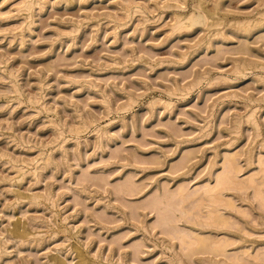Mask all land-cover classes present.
I'll list each match as a JSON object with an SVG mask.
<instances>
[{"label":"rangeland","instance_id":"374dc122","mask_svg":"<svg viewBox=\"0 0 264 264\" xmlns=\"http://www.w3.org/2000/svg\"><path fill=\"white\" fill-rule=\"evenodd\" d=\"M259 191L264 0H0V264H264Z\"/></svg>","mask_w":264,"mask_h":264},{"label":"bare ground","instance_id":"6f19581e","mask_svg":"<svg viewBox=\"0 0 264 264\" xmlns=\"http://www.w3.org/2000/svg\"><path fill=\"white\" fill-rule=\"evenodd\" d=\"M202 12V11H201ZM195 14V13H194ZM192 15V14H191ZM189 16L188 17V22H195V21H199V22H201V19H202V17L201 16H199V17H197V15L195 16V15H192V16ZM201 15V14H200ZM196 17V18H195ZM205 18V17H204ZM183 20V19H182ZM190 20V21H189ZM183 23H185V22H183ZM185 24H187V21H186V23ZM188 25V24H187ZM189 26H191V23H190V25ZM193 28V27H192ZM247 28V27H246ZM251 30H249V31H247V33L248 32H250ZM226 163L227 164H224V167H225V165H227L226 167H225V169H228V170H230V172H234L235 174L234 175H237L236 173H238L239 172V168H238V166L235 164V160H233V158L231 157V158H229V159H227L226 160ZM227 170V172H229ZM229 172V175L226 173H224L225 174V176H224V174L222 175V176H224V177H221L220 178V176H219V178H217V186H219L220 187V185H224V187L227 185L228 186V184L229 185H233L234 187H235V185L237 184V186L235 187V188H237L238 187V185L239 184H246V183H240V181L239 182H237V179H235L236 178V176H235V178L233 177L234 175L232 174V173H230ZM232 174V175H231ZM248 183V182H247ZM249 185V184H248ZM217 186L216 187H214V188H211V189H209L208 190V193L211 195H209L208 193H207V191H206V195L208 194L209 195V197L206 199V201L209 199V200H211L212 201V203H213V205H215V204H219V202H226V203H224L225 204V206L226 207H234V205H233V201L231 202L230 200L229 201H226L227 199H223V197H218V195H217V191L218 190H216V188H217ZM241 186V185H240ZM243 187H244V185H243ZM242 187V188H243ZM245 187H247V186H245ZM229 188H230V186H229ZM228 188V189H229ZM234 188V189H235ZM218 189V188H217ZM231 189H232V187H231ZM239 189H241V187L239 188ZM224 190V189H223ZM256 190V189H255ZM220 193H221V191H219ZM218 192V193H219ZM256 192H257V190L255 191V194H256ZM183 193V192H182ZM259 193L262 195V193L259 191ZM259 193H258V196H259ZM178 195H179V193H178ZM177 195V196H178ZM181 195V194H180ZM179 195V196H180ZM256 196H257V194H256ZM255 196V197H256ZM181 197V196H180ZM189 197V195H187V198ZM192 197V196H191ZM262 197L264 198V196L262 195ZM182 198V197H181ZM217 198H218V200H217ZM260 198V196L258 197V199ZM189 199V198H188ZM256 199V198H255ZM188 201H191V200H188ZM205 201V200H204ZM260 201H263V200H260ZM217 202V203H216ZM208 203H210V202H208ZM220 204H222V203H220ZM208 205H210V204H208ZM218 206V205H217ZM223 206V205H222ZM213 210V209H212ZM210 213V212H209ZM212 212H211V215H210V217H208L207 219L208 220H210V221H212V223L215 225V223H216V225H219L220 223H222V221H224V219L222 218V217H218V216H216V214H218V213H215L214 212V215H213V217H211L212 216ZM209 216V215H208ZM214 216H216V217H214ZM226 220V219H225ZM209 222V221H208ZM207 222V223H208ZM226 222V221H225ZM224 222V223H225ZM211 223V222H210ZM211 223V224H212ZM222 225V224H221ZM225 226H226V223H225ZM217 227V226H216ZM215 228V227H214ZM183 238H185V237H183ZM183 238H182V242H183ZM185 240V239H184ZM186 241H188V240H186ZM185 241V242H186ZM190 241V240H189ZM188 241V242H189ZM208 242L209 241H205V240H203V239H200V238H198V239H195V240H192L191 242H189V244H188V246H193V245H199L201 248L203 247V250H205L206 248L208 249V247H209V250H211L212 248V246H214V250H216V248H215V245L217 246V244L216 243H211V241H210V243H211V245L212 246H210V244H208ZM184 243V242H183ZM187 243V242H186ZM215 244V245H214ZM197 245V246H198ZM199 246H198V248H199ZM223 245H221V246H219L220 247V249H221V247H222ZM218 247V246H217ZM200 248V249H201ZM220 249H217V250H220ZM214 250L212 249L211 251H213L214 252ZM55 264V263H54ZM62 264V263H61Z\"/></svg>","mask_w":264,"mask_h":264}]
</instances>
